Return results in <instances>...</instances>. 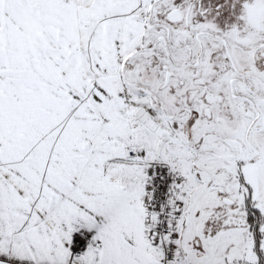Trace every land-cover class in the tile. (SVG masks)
Wrapping results in <instances>:
<instances>
[{
	"label": "snow or ice",
	"instance_id": "snow-or-ice-1",
	"mask_svg": "<svg viewBox=\"0 0 264 264\" xmlns=\"http://www.w3.org/2000/svg\"><path fill=\"white\" fill-rule=\"evenodd\" d=\"M0 264H264V0H0Z\"/></svg>",
	"mask_w": 264,
	"mask_h": 264
}]
</instances>
